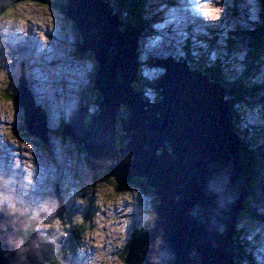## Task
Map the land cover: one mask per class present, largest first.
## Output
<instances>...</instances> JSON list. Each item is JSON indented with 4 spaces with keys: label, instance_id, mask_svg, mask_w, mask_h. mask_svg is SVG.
Segmentation results:
<instances>
[{
    "label": "water",
    "instance_id": "water-1",
    "mask_svg": "<svg viewBox=\"0 0 264 264\" xmlns=\"http://www.w3.org/2000/svg\"><path fill=\"white\" fill-rule=\"evenodd\" d=\"M21 1L51 0H0V14ZM63 1L62 12L76 31V52L95 66L100 100L89 121L80 106L60 134L82 146L94 174L105 171L119 185L142 178L157 197L151 225L131 238L123 263L237 264L236 224L247 190L225 89L185 61L158 59L152 64L159 67L153 86L159 99L146 101L134 87L137 31L123 27L109 2ZM15 100L28 134L46 144L47 130L38 124L44 115L20 93ZM121 108L127 117L118 129ZM26 225L21 211L0 212V264L49 262L41 237L19 239ZM18 245L25 250L17 252Z\"/></svg>",
    "mask_w": 264,
    "mask_h": 264
},
{
    "label": "rangeland",
    "instance_id": "rangeland-1",
    "mask_svg": "<svg viewBox=\"0 0 264 264\" xmlns=\"http://www.w3.org/2000/svg\"><path fill=\"white\" fill-rule=\"evenodd\" d=\"M175 1L184 7L177 5L160 13L158 8L166 5L153 0L149 18L155 13L157 17L149 23L151 32L140 34L137 40L142 77L137 83L144 86L145 81L157 80L160 72L152 61L174 52L182 56L186 43L191 44L193 58L206 60L208 65L217 63L216 54L206 55L203 42L212 31L220 35L219 53L228 62L219 64L232 72L238 57L229 59L223 45L226 34L237 26L233 10L244 7L249 21H261L259 0H191L193 8L188 7L189 0ZM61 5L21 1L0 14V210L25 213L33 225L29 236L41 237L49 247L47 264H124L129 241L151 218L154 194L137 187L116 191L100 174L94 176L78 144L63 140L58 132L82 104L94 71L90 57L76 52V31ZM163 16L177 18L159 21ZM188 16H196L200 22L194 23ZM171 24L176 28H166ZM237 69L231 77L238 76ZM19 77L29 101L44 115L38 124L47 130L46 144L24 133L23 110L13 98ZM143 92L155 100L154 90ZM89 105L88 114L97 111L96 105ZM243 110L240 124L248 127L253 114L249 108ZM253 111L264 118V108L259 112L254 107ZM256 212L264 213V204ZM236 228L243 232L246 245L249 243L250 258L255 264H264V222L238 218Z\"/></svg>",
    "mask_w": 264,
    "mask_h": 264
},
{
    "label": "trees",
    "instance_id": "trees-1",
    "mask_svg": "<svg viewBox=\"0 0 264 264\" xmlns=\"http://www.w3.org/2000/svg\"><path fill=\"white\" fill-rule=\"evenodd\" d=\"M54 3L55 7L62 4L65 6V2L60 0H51ZM111 2V7L113 12L118 16L123 22V27H132L138 33H143L149 28V22L151 21L148 15L147 4L150 0H109ZM151 5V3H149ZM260 8L262 9L261 18L262 23L257 24L256 22H249L245 11L236 7L233 10V17L237 26L235 30L227 34V39L224 41V53L226 56L237 58L234 61V66L232 67V72H226L227 69L222 70V66L219 63L227 64V61H223L220 56V49L222 47L218 44L220 40V35H216L214 32L210 37L205 39L203 42L207 46L206 55L208 53H214L217 55V63L208 65L207 61H200L191 57V48L188 44L184 46L185 56L180 60H186L187 64L191 69H197L203 74L209 76L212 81L220 83L225 89V99L228 105L231 107L232 123L238 138L239 142V157L241 160V165L243 169L242 180L246 185L247 197L245 198V207L240 212L238 218L240 219H250V220H261L262 217L257 215L256 210L264 204V118L258 116V112L253 111L254 107L258 108V111L261 112V109L264 108V0L259 1ZM7 11V10H6ZM4 11L2 14H4ZM138 56V52H136ZM79 56H82L78 53ZM205 55V57H206ZM84 57V56H82ZM87 58H89L87 56ZM207 58V57H206ZM90 59V58H89ZM205 59V58H204ZM91 60V59H90ZM138 62V61H137ZM139 65V63H137ZM238 68V76H232L234 74V68ZM95 68V66H94ZM140 77V78H139ZM140 68L138 67V80H141ZM140 82V81H139ZM135 82L134 87L136 90L143 91V89H152L156 82V79L153 81H145L143 84ZM93 84V75L89 79L87 87L81 101L86 108V118L85 121L91 119V114L89 112V104H94L97 106L100 97L97 94ZM15 100V96L13 97ZM146 101L150 100L144 95ZM159 99V95L156 92V98L153 101ZM16 101V100H15ZM152 101V100H150ZM243 108H249V111L253 114V123L243 126L242 115ZM97 113V111H94ZM127 117L126 110L121 108L118 116L116 117L117 128L121 126V119ZM69 121V120H68ZM67 123V122H66ZM65 123V124H66ZM63 124L62 127L65 125ZM62 127L58 131L59 133L62 130ZM24 130V129H23ZM25 131V130H24ZM25 134H28L26 131ZM61 135V134H60ZM63 140L70 139L61 136ZM71 140V139H70ZM117 147L120 148L124 144L122 138V132H119L116 137ZM75 143V142H74ZM80 153H84L82 146L78 145ZM86 160V159H85ZM94 174V173H93ZM102 176L104 180L111 182L113 188L118 192H123L128 190L131 187H137L143 192L152 193L151 188L147 186L145 180L142 178H133L124 185L117 184L113 178H111L105 171H100L94 176ZM157 203V197L153 195L152 197V206ZM151 218L145 224V228L149 227L153 218V211L151 212ZM22 219L27 220V228L22 229L19 234V239L22 240L29 236L32 232L33 225L29 222V219L26 218L24 212L21 211ZM143 230V229H142ZM242 231L236 229V244H237V253L239 255V262L236 259L237 264H243L244 262H249L250 264H255V261L250 258V255L247 251V245L242 240ZM137 235V234H136ZM135 236V235H134ZM133 236V237H134ZM47 244V243H46ZM25 248H22V251ZM125 256V255H124ZM237 258V257H236Z\"/></svg>",
    "mask_w": 264,
    "mask_h": 264
},
{
    "label": "bare ground",
    "instance_id": "bare-ground-1",
    "mask_svg": "<svg viewBox=\"0 0 264 264\" xmlns=\"http://www.w3.org/2000/svg\"><path fill=\"white\" fill-rule=\"evenodd\" d=\"M185 3H187V1H185ZM147 4V3H146ZM195 5V3H193L191 0H189V3H188V7H192V6H194ZM163 7H165V8H163V9H159L158 8V12H164V11H166L165 9L167 8L166 6H163ZM180 7L181 8H183L184 7V5H180ZM148 8V7H147ZM193 8V7H192ZM197 9V8H196ZM155 13V12H154ZM151 14V13H150ZM155 16L157 17V14L155 13ZM164 17V16H163ZM161 18V19H158L159 21H163V20H165V18ZM189 18L188 19H193L192 21L194 22V23H199L200 22V19H198L196 16H194V17H191V16H188ZM169 18H177L176 16H169ZM179 19V18H178ZM120 20V19H119ZM183 21H186V20H183ZM163 23H160V25H162ZM159 25V26H160ZM151 27V26H150ZM168 27H175L176 28V25H174L173 26V24H171V26H167L166 28H168ZM190 27V25H187V28H189ZM187 28H185L186 30H187ZM156 29V28H155ZM169 29V28H168ZM184 28H182V30H183ZM184 29V30H185ZM203 30V29H202ZM168 31V30H167ZM211 33V32H210ZM15 37V36H14ZM148 48H151L150 46L148 47ZM147 48V49H148ZM152 49H156L155 47H152ZM158 69H159V67H157ZM23 72V68H21V73ZM23 82H22V79H20V77H19V83H18V85H17V87H16V92H17V94L18 93H20L22 96H23V98L25 99V100H27V102H30L29 101V98L27 97V95L24 93V90L26 89H23ZM146 100V99H145ZM30 105V103L28 104V109L30 110L31 109V106H29ZM32 105V104H31ZM20 107V106H19ZM21 108V107H20ZM22 109V108H21ZM23 110V109H22ZM28 110V111H29ZM24 111V110H23ZM30 112V111H29ZM31 116V115H30ZM23 120H24V115H23ZM31 120H33V119H31ZM31 124H32V121H31ZM24 127H25V130H26V132H27V129H26V126L24 125ZM28 133V132H27ZM243 173V172H242Z\"/></svg>",
    "mask_w": 264,
    "mask_h": 264
},
{
    "label": "clouds",
    "instance_id": "clouds-1",
    "mask_svg": "<svg viewBox=\"0 0 264 264\" xmlns=\"http://www.w3.org/2000/svg\"><path fill=\"white\" fill-rule=\"evenodd\" d=\"M22 249L20 248V246H17V252H20Z\"/></svg>",
    "mask_w": 264,
    "mask_h": 264
}]
</instances>
